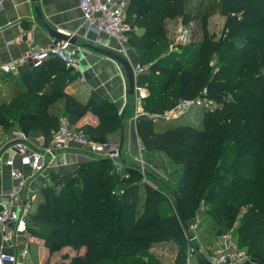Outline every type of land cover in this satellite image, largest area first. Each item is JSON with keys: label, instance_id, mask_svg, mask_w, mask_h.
<instances>
[{"label": "trees", "instance_id": "obj_1", "mask_svg": "<svg viewBox=\"0 0 264 264\" xmlns=\"http://www.w3.org/2000/svg\"><path fill=\"white\" fill-rule=\"evenodd\" d=\"M204 1L194 0L199 7L190 0L128 1L126 18L134 26L129 43L145 67L137 82L150 92L145 112L163 114L183 98L206 96L213 104L171 118H137L146 151L168 156L164 177L144 181L138 164L114 170L110 158L97 155L73 171L51 174L26 219L27 233L44 239L51 253L73 250L54 264H165L151 248L168 244L176 247L171 264H188L190 241L172 195L187 222L204 215L195 243L211 242L238 221L239 247L264 264V0H215L226 17L216 38L207 27L210 12L200 7ZM177 18L185 24L199 19L202 35L167 53L168 21ZM10 75L12 84L0 85V140L20 128L50 143L61 116L73 126L88 112L98 123L77 127L92 139L122 135V114L112 102L93 89L66 91L79 73L59 58ZM195 111L203 114L202 123L188 118ZM198 259L209 264L198 251L190 264Z\"/></svg>", "mask_w": 264, "mask_h": 264}, {"label": "crops", "instance_id": "obj_2", "mask_svg": "<svg viewBox=\"0 0 264 264\" xmlns=\"http://www.w3.org/2000/svg\"><path fill=\"white\" fill-rule=\"evenodd\" d=\"M0 1L2 4L0 9V67L2 64L20 57L28 49L27 37L23 36L22 39L20 38L23 31L34 37L35 44L38 46H46L53 42L54 39L36 20L35 7L39 5L44 18L51 26L55 27L59 32L71 33L78 38L76 44L78 48L77 67L75 70L79 75L76 81L66 86V91H74L83 95L93 89L100 96L112 102L123 115L124 129L121 135L123 139L122 160H126V163L139 164L138 161L147 163L148 156L142 153L141 146L143 142L134 119V109L133 105H131L132 103H130L131 98L128 97L127 93L128 76L125 67L116 59L88 46V44H92L120 53L123 47L126 51V43L124 44L105 33L92 31L84 19L80 0ZM17 37L20 39L15 40ZM130 50V59L135 65L139 60V55L134 48L130 47ZM26 65L31 66V64L27 63L20 68ZM8 74L0 69V81ZM87 123L96 125L98 117L88 112L73 126H82ZM2 132L3 129L0 126V133ZM11 134L12 130L4 133L2 140H0V195L11 192L14 185V180L10 175V167L5 162L9 157H13L15 165L27 175L25 195L32 198L36 197L43 186L51 182V174L73 171L82 161L91 158V155L85 153L76 145H72L67 149L56 151L54 155H47L44 171L38 174H31L30 167L21 165L20 155L11 148ZM43 139V136L31 137L30 143L34 147H39ZM0 249L17 257L15 263L8 262L6 264L35 262V264H54L62 261L64 253H74L70 247H64L51 253L41 238L18 233L9 226V223L0 226ZM28 249L31 252L25 257L24 251ZM52 258H55L54 261H51Z\"/></svg>", "mask_w": 264, "mask_h": 264}, {"label": "built area", "instance_id": "obj_3", "mask_svg": "<svg viewBox=\"0 0 264 264\" xmlns=\"http://www.w3.org/2000/svg\"><path fill=\"white\" fill-rule=\"evenodd\" d=\"M129 0H80V7L85 21L92 31L105 33L121 42H127L134 26L127 21L126 7ZM2 7L0 1V9ZM27 37L28 49L20 57L1 65L0 69L4 73H16L21 66L29 63L32 66H40L50 57L59 58L67 68L76 69L78 48L66 40H56L46 46L35 44L34 37L29 36L26 31L22 32L20 38ZM186 35L176 37L182 40ZM16 38L15 40H19ZM14 40V41H15ZM141 63L134 65L135 74L143 70ZM149 89L145 85L136 82L133 99L134 119L143 115H149L143 107L144 99L149 96ZM212 105L213 101L206 96L196 98H183L171 110L161 114L164 118L176 117L190 111L194 106ZM156 117L159 115H149ZM59 127L54 131L50 143L43 139L41 146L34 147L30 143L29 136L20 128L12 130L13 148L20 155V163L31 169V174H38L46 167V156L54 155L56 151L64 150L72 145H76L89 155H97L110 158L113 162L123 165L122 148L119 140L99 141L92 139L82 128L72 126L67 117L61 116ZM145 150V146H141ZM10 167V175L14 180L13 189L5 195H0V226L9 222L14 223V230L21 234L27 233V215L31 208L32 197L25 195L27 175L15 165L13 157L5 160ZM194 239V238H192ZM196 246L190 245L188 248V263ZM198 251V250H197ZM205 259L213 264H242L251 257L245 249L238 245L236 237L232 233H224L218 239L214 247L209 251L200 250ZM28 250L24 251L27 257ZM17 257L0 249V264L8 262L15 263ZM254 264V263H250Z\"/></svg>", "mask_w": 264, "mask_h": 264}, {"label": "rangeland", "instance_id": "obj_4", "mask_svg": "<svg viewBox=\"0 0 264 264\" xmlns=\"http://www.w3.org/2000/svg\"><path fill=\"white\" fill-rule=\"evenodd\" d=\"M214 1L215 0H205L202 5L200 4V7L204 11L210 12L209 17H208V20H207V27H208V30L210 31V33L216 38V37H219L221 35V33H222V30H223V27H224V23H225L226 17H225V15H223V14L220 13V11H219V5L217 3H214ZM190 3L193 4L194 3V0H190ZM194 6L199 7V5L197 3H194ZM168 25H169V36H170L171 42H170V45L168 47L167 53H171V51H180V50H182L183 49L182 47L176 46L177 43H179V42L185 43L187 40L191 39L192 37H194V38L197 37L196 39H200L201 38L202 30H201V27H200V20L199 19H196L195 21H192V22H190L188 24H185V23L182 22V20L180 18H177V19L169 20L168 21ZM184 34L186 36L182 40H180V39L179 40H176V37L183 36ZM53 41H56V40H53ZM122 43H124V44L126 43L125 45H126V47L128 49L126 48V51H125V48L123 47V49H122V51L120 53L130 59L131 58L130 57L131 56L130 47H132V46L129 43V38H128V41L127 42H122ZM73 45H75V44H73ZM75 46L77 47V45H75ZM160 51H162V50L161 49H157L154 52V54L157 56V55H159ZM154 54H152L150 56H153ZM138 62H139V60L136 62V64ZM133 67H134V65H133ZM143 69H145V67ZM137 75L138 74H136V82H137ZM13 77H14L13 75L4 77L0 81V85H2V86L11 85L12 84V81L14 80ZM133 95H129L128 97L131 98ZM132 102H133V99L132 100L130 99V103H132ZM131 105H133V104H131ZM120 114H121V112H120ZM201 115H203V114L200 113V112H198V111H195V112H193L191 114V116H188V118L193 119L194 121H197L198 123L199 122L202 123V121H201ZM156 117L157 118H164V117H162L161 114H159V116H156ZM135 120H137V119H135ZM11 130L12 129L8 130V132L11 131ZM115 139L116 140H119L121 142V148H122V141H123V139L121 138V136L119 134L118 135H114L109 140H115ZM142 153H145L148 156L147 163L145 161H141V162L138 161V163H139L138 165H139L140 170L142 172L143 180L144 181H148L149 179L154 178L153 176H155V175H159L161 177H164V175H163L164 174L163 169L164 170L165 169L166 170L167 169L169 170L171 168V164H170V162L168 160V156L167 155L164 154V155H159V156L151 157V155L146 151V149L145 150H142ZM91 157H92V155H91ZM121 160H122V158H121ZM122 162L124 164V163H126V160L125 161L122 160ZM112 163H113V166H114V170H117V169L121 168V166H122L121 164L115 163L113 161H112ZM124 176L125 177H128L129 174L128 173L127 174H124ZM149 181H151V180H149ZM156 183L158 184V182H156ZM115 191H118V190H115ZM173 204L174 203L172 202V205ZM203 216L204 215H202V214H198V216L196 217L195 220L192 219L191 221L188 222L189 223V226H190V228L192 230V233H193V236L192 237H190L188 235L187 231L184 228V231L186 233V236H187V238L190 241L189 244L190 245L191 244L192 245L195 244L196 251L198 250V252L201 249L204 250V251H209V249L211 247H214L215 246V244L217 242V239L222 235L221 234L219 236H215V238H213L212 241H211L212 243L210 242V239L209 240H206L204 242H201V244L199 243L200 245L197 242L195 243L194 241L197 240V236L195 235V232L197 233V230H196L197 221L200 220L201 217H203ZM238 225H239V222L237 221L235 223L234 227L230 231L226 232V233H232V234H234L235 237H236L237 242H238V239H239V234L237 233ZM26 234L28 235V233H26ZM192 238H194V239H192ZM42 240L44 241V239H42ZM205 243H209V244L211 243V244L208 245L207 247H205ZM44 245H45V242H44ZM189 246H188V248H189ZM151 249H152L151 251L154 252L158 257H160L165 264H171L174 261V258L176 256V252H175L176 247L174 248V246H172V244L166 245L163 249L162 248H159V249H153V248H151ZM190 258H192V256ZM54 259L55 258H52L51 261H54ZM47 262H50V261H47ZM50 263H52V262H50ZM188 264H190V260H189V263ZM196 264H201L200 261H199V259L197 260V263Z\"/></svg>", "mask_w": 264, "mask_h": 264}, {"label": "water", "instance_id": "obj_5", "mask_svg": "<svg viewBox=\"0 0 264 264\" xmlns=\"http://www.w3.org/2000/svg\"><path fill=\"white\" fill-rule=\"evenodd\" d=\"M34 2H37L38 0H33ZM35 11H36V20L38 21V23L43 26L46 31L48 32V34L54 39V40H66L71 42L72 44H77V36L71 33H63V32H59L55 27L51 26L49 24V22L44 18L43 13L39 7V5H37L35 7ZM89 47H91L92 49L101 52L109 57H112L114 59H116L117 61H119L126 69L127 71V76H128V95H133L135 93V86H136V74L134 71V67H133V63L131 62V60L124 56L123 54L116 52V51H112L110 49H106L103 47H98L92 44H88ZM123 117V115L121 116V118ZM172 199H173V203L176 209V213L181 221V224L183 225V227L185 228V230L187 231L188 235L190 237L193 236L192 230L189 226V223L186 221V219L184 218L180 207L178 205V201L175 198L174 195H172ZM9 226L14 228V223L13 222H9ZM198 248V247H197ZM209 264H213L211 262H208ZM250 263H254V264H262L260 262V260H258L257 258H250L249 260H247L246 262L242 263V264H250Z\"/></svg>", "mask_w": 264, "mask_h": 264}]
</instances>
